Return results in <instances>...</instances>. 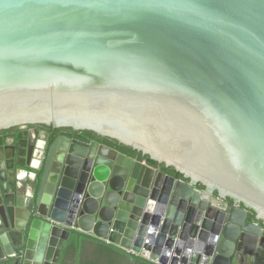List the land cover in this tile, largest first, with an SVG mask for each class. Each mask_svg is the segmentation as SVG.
I'll return each instance as SVG.
<instances>
[{"label":"water","instance_id":"95a60500","mask_svg":"<svg viewBox=\"0 0 264 264\" xmlns=\"http://www.w3.org/2000/svg\"><path fill=\"white\" fill-rule=\"evenodd\" d=\"M29 127L0 146V263L59 264L77 231L156 264H264V0H0V132Z\"/></svg>","mask_w":264,"mask_h":264},{"label":"trees","instance_id":"16d2710c","mask_svg":"<svg viewBox=\"0 0 264 264\" xmlns=\"http://www.w3.org/2000/svg\"><path fill=\"white\" fill-rule=\"evenodd\" d=\"M39 128L50 132L52 138H55L60 134H64L69 137L80 139L86 142L95 141L99 144L111 147L118 152L132 157L140 162H146L149 166L159 168L164 173L177 179H184L183 175L177 173L175 169L166 168L164 165H159L158 163L152 161L148 156H144L141 152L122 145L115 140L100 137L91 131H74L72 129L53 130L51 127L46 126H40ZM16 132L20 134L21 129L16 128L0 132V144H3L7 140V138L15 136ZM186 181L188 182V180ZM198 188L203 189L201 185H198ZM86 246L93 248L94 250V255L96 256V261L94 264H156L142 258L139 255L129 253L116 245L106 243L77 231L72 232L70 239L68 240L67 245L63 250V254L59 264H84L82 254L85 251Z\"/></svg>","mask_w":264,"mask_h":264},{"label":"crops","instance_id":"0c3cea01","mask_svg":"<svg viewBox=\"0 0 264 264\" xmlns=\"http://www.w3.org/2000/svg\"><path fill=\"white\" fill-rule=\"evenodd\" d=\"M34 158L35 157H32V163L29 165H27V162H25V166L18 168L17 173L14 175V183L17 185L18 194L20 195L26 194L28 182L30 179H32L31 177H33V172H34L33 167L37 164ZM86 235L94 237L92 234H86Z\"/></svg>","mask_w":264,"mask_h":264},{"label":"flooded vegetation","instance_id":"af4514ba","mask_svg":"<svg viewBox=\"0 0 264 264\" xmlns=\"http://www.w3.org/2000/svg\"><path fill=\"white\" fill-rule=\"evenodd\" d=\"M33 129H34V127L27 128V129H24V130L21 129L20 134H19L18 132H16V133H15V134H16L15 136H11V137L7 138V140H6L3 144H0V146L5 145V143H9V144H11L12 141H14V140H15L14 142L17 144L20 140H22V138H21V135H22V134L25 133V135L27 136V135H28V132H29V131H32ZM40 131H41L42 135H51L50 132H48L47 130H44V129H42V128H40ZM62 135H64V134H62ZM65 136H67V135H65ZM25 139H26V138H25ZM14 142H13V143H14ZM199 189H200V188H199ZM202 190H203V189H202ZM214 197L217 198L216 195H214ZM223 203H224V204L227 203L229 206L232 204V202L229 201V200L224 201ZM224 204H222L221 207H223ZM247 220H248L249 222H255V223H257V221H256V219H255V215H254L252 212H248V218H247ZM259 224H260V223H259Z\"/></svg>","mask_w":264,"mask_h":264},{"label":"rangeland","instance_id":"374dc122","mask_svg":"<svg viewBox=\"0 0 264 264\" xmlns=\"http://www.w3.org/2000/svg\"><path fill=\"white\" fill-rule=\"evenodd\" d=\"M85 245H87V244H85ZM82 256H83L82 259H83L84 264H94L96 261V256L94 255L93 248L86 246L85 251L83 252ZM139 256L144 258L142 255H139Z\"/></svg>","mask_w":264,"mask_h":264},{"label":"bare ground","instance_id":"6f19581e","mask_svg":"<svg viewBox=\"0 0 264 264\" xmlns=\"http://www.w3.org/2000/svg\"><path fill=\"white\" fill-rule=\"evenodd\" d=\"M94 148H97L96 145H94ZM56 260H57V254L54 253V254H51L49 259H48V262L49 264H55L56 263Z\"/></svg>","mask_w":264,"mask_h":264},{"label":"built area","instance_id":"2783aa9c","mask_svg":"<svg viewBox=\"0 0 264 264\" xmlns=\"http://www.w3.org/2000/svg\"><path fill=\"white\" fill-rule=\"evenodd\" d=\"M146 260H149V254L147 252H142L141 254Z\"/></svg>","mask_w":264,"mask_h":264}]
</instances>
